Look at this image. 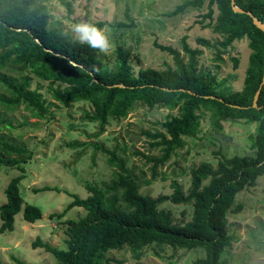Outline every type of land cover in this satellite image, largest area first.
I'll list each match as a JSON object with an SVG mask.
<instances>
[{
	"label": "trees",
	"instance_id": "obj_1",
	"mask_svg": "<svg viewBox=\"0 0 264 264\" xmlns=\"http://www.w3.org/2000/svg\"><path fill=\"white\" fill-rule=\"evenodd\" d=\"M68 15L73 12L72 2L62 0ZM235 4L251 11L264 23V0H234ZM206 7L200 15L201 27H210L220 36L215 42L197 38V42L213 48L215 61L235 41L247 39L251 50L248 56L243 84L240 90L231 91L223 86L215 73L204 71L199 65L203 50L191 48L184 38L182 52L171 45H155L171 54L173 65L164 69L139 68L134 72L132 53L118 44L114 51V65L103 63L99 50L79 42L68 32L49 25L51 19L43 0H0V107L15 111L22 107L34 118L53 117L50 106L71 107L76 102H88L92 109L85 112L89 122H97V137L105 131L110 118H125L137 103L160 107L170 111L162 122V131L145 132L152 138L151 147L161 150L158 156L142 152L145 162H151V178L158 175L176 149L186 145L185 138L197 137L201 118L209 115L214 125L226 120H244L255 123L251 135L253 155H222L216 164L202 161L189 170V189L174 177L170 180L172 192L151 197L140 193V184L126 160L94 144L107 155L114 167V177L102 186L88 183L85 198L68 193L72 201L61 213L50 217L60 218L68 209H85V215L66 219V248L52 247L39 237L33 248L42 247L52 253L58 264H110L106 253L124 247L139 260L152 243L192 249L202 247L205 256L192 264H228L221 255L232 241L227 231L228 213H238L243 205L237 195L264 174V83L260 88L257 106L253 98L264 74V31L259 29L246 12H237L231 0H183L168 16L183 13L189 8ZM207 20V21H206ZM102 22L96 26L101 27ZM238 67L239 58L232 57ZM17 66V75L4 69ZM219 66L216 65V68ZM171 111H176L172 113ZM0 131L14 128L6 120L0 121ZM73 147L77 142H68ZM84 145V144H83ZM33 156L24 145L0 134V166L25 171L24 163ZM165 178V174L161 173ZM22 175L8 181L4 193L6 201L0 204V233L12 230L15 215L22 212L28 222L42 216L37 205L24 201L19 183ZM150 182L146 180L147 184ZM48 186L40 190H49ZM57 190L55 188H52ZM37 191V190H36ZM59 191V190H58ZM191 202L190 220L175 222L170 210L160 204ZM19 264H26L18 260Z\"/></svg>",
	"mask_w": 264,
	"mask_h": 264
},
{
	"label": "rangeland",
	"instance_id": "obj_2",
	"mask_svg": "<svg viewBox=\"0 0 264 264\" xmlns=\"http://www.w3.org/2000/svg\"><path fill=\"white\" fill-rule=\"evenodd\" d=\"M66 1L72 2L73 12L70 15L62 0H43L51 16L49 25L76 38L72 25L79 22L96 25L102 22L99 28L105 32L110 44L108 52L99 51L103 63L114 65L115 47L121 44L131 50L134 72L145 67L164 69L166 65H173L172 56L154 42L171 45L184 54L182 39L185 37L191 48L203 50L199 57L202 70L215 73L219 80H225L223 86H228L231 91L241 89L251 51L247 39L233 42L222 54L223 60L215 61L214 49L196 40L199 37L210 42L220 39L210 27L203 28L199 23L200 15L206 12L205 5L168 16L166 13L183 0ZM232 57L239 58L236 68ZM216 65L219 67L216 68ZM4 71L13 75L19 73L17 66L13 65L7 66ZM91 109V105L83 101L68 108L51 105L54 116L38 119L31 117L22 107L15 111H4L0 107V121L6 120L14 127L4 128L0 134L24 145L33 153L24 163V172L0 166V204L6 201L4 189L10 178L22 175L19 188L24 201L37 205L42 211L41 218L35 222L24 220L22 212H18L13 229L0 233V264H19L18 260L26 264H58L52 253L42 247L33 248L32 242L39 237L52 247L66 248L68 236L63 221L84 216L85 209L73 207L60 218L50 217V214L65 210L72 201L68 193L85 198L89 194L86 184L102 186L114 177V167L108 163L107 155L94 144L108 150L115 149L118 156L125 158L126 166L140 184V193L151 197L170 194V180L174 177L186 193L190 186L189 170L202 161L216 164L221 157L217 151L226 156L254 153L250 145L255 123L226 120L219 126L211 122L209 115H205L201 118L197 137L185 138L186 145L176 149L170 159L158 167V175L152 179V163L145 162L137 152L151 156L161 153L159 148L151 147L153 139L145 132L162 131L159 122L170 111L137 103L125 118H110L105 131L95 137L97 122H89L85 118V112ZM68 142H77V145L70 147ZM161 173L165 174V178ZM146 180L150 182L146 184ZM45 186L50 189L40 190ZM236 201L242 203L243 208L238 213H228L226 217L227 231L232 241L221 259L228 264H264V174L257 179L255 186L242 190ZM160 208L170 210L178 223L190 220L192 213L191 202L173 204L165 201ZM106 256L112 258L110 264H192L196 258L205 256V249L152 243L139 260L132 257L127 247L111 250Z\"/></svg>",
	"mask_w": 264,
	"mask_h": 264
},
{
	"label": "clouds",
	"instance_id": "obj_3",
	"mask_svg": "<svg viewBox=\"0 0 264 264\" xmlns=\"http://www.w3.org/2000/svg\"><path fill=\"white\" fill-rule=\"evenodd\" d=\"M72 31L79 42L98 49L100 52L109 51L110 44L105 32L95 24L79 22L72 25Z\"/></svg>",
	"mask_w": 264,
	"mask_h": 264
},
{
	"label": "water",
	"instance_id": "obj_4",
	"mask_svg": "<svg viewBox=\"0 0 264 264\" xmlns=\"http://www.w3.org/2000/svg\"><path fill=\"white\" fill-rule=\"evenodd\" d=\"M231 5H232V7H233V9L235 11H237V12H246L248 15H250L252 17L253 23L259 29H261L262 31H264V23L260 19H258L256 16H254L251 11H245L244 9H242L241 7H239L238 5L235 4L234 0H231ZM263 83H264V74H263V77H262V81H261V83L259 85V88L256 90V92L254 94L253 104H252L253 107H256L257 106L258 95H259L260 88H261V86H262Z\"/></svg>",
	"mask_w": 264,
	"mask_h": 264
}]
</instances>
